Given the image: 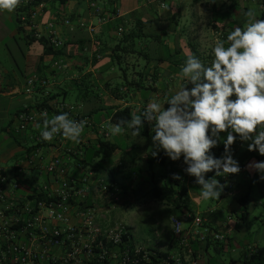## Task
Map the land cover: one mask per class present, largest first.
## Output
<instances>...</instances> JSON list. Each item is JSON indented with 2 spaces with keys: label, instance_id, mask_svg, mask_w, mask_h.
<instances>
[{
  "label": "crops",
  "instance_id": "crops-1",
  "mask_svg": "<svg viewBox=\"0 0 264 264\" xmlns=\"http://www.w3.org/2000/svg\"><path fill=\"white\" fill-rule=\"evenodd\" d=\"M42 1L39 22L56 19L63 48L58 54L43 53L42 41L31 38L33 36L18 23L17 12H14V33L21 35L25 43L23 62L16 69L14 64L0 61V134L3 139H8L6 144H9L4 153L0 144V169L7 177L8 197L33 204L31 195L40 188L45 185L55 188L58 184L47 174L45 165L53 156H59L69 176L80 178L89 172L93 174L89 182L78 188L74 199L76 203L107 204L96 186L97 180L105 179L116 181L119 185L118 200L114 203L119 201L126 209L135 202L147 210L146 217L151 218L156 228L152 236L153 244H149V239L138 241L135 231L128 227L135 244L167 251L178 256L181 264H191V260H196V264H264V211L259 216L262 228L256 224L251 227L249 223L250 206L255 203L264 205V201L260 200L264 196V180L260 176L264 174L247 167L253 161L264 162V156L258 151L249 152V142L242 143L237 137L231 146L233 158L241 168L238 174H231L233 189L226 188L222 176H216L215 170L205 174L206 179L214 177L225 185L220 199L207 201L200 197L201 186L195 183V177L184 172L186 165L183 157L172 161L166 156L161 164L151 155L154 149H148L153 142L152 124L145 122L141 129L143 135L133 140L131 130L125 129L123 133L128 145L116 160L110 159L118 153V146L109 158L101 157L96 151L102 140L115 143L109 139L111 134L108 130V124H113L110 115L115 109L129 106L131 114H138L152 100L164 104L166 96L170 97L187 84L177 75L187 56L193 55L206 66L210 65L214 59L212 49L215 41L223 40L221 31L223 34L236 27L243 28L247 20L245 12L249 8L260 9L256 19H264L262 0H166L163 8L154 0H95L102 8L99 14H93L89 8L91 0ZM158 6L163 10L158 11ZM214 11H218V20L222 21L215 23L218 29L211 26ZM66 17L72 20L68 26L61 22ZM80 22L93 25L94 30L89 32L87 28L80 27ZM137 23L144 36L133 41L122 38V34ZM227 23L234 24L232 29L224 26ZM119 28L122 30L119 31ZM149 39L153 44L150 52L146 53L143 50L148 48L145 41ZM123 47L127 53H122ZM114 52L119 54V58L113 59ZM142 57L144 61H141ZM54 61L64 63L65 68H55L52 65ZM33 72L48 78L50 85L38 87L27 94L24 92L25 80ZM124 78L133 82L139 80L146 88L139 85L138 89L128 90L123 86ZM147 91H151L152 95L147 97ZM49 95H55L48 101L50 105L65 102L68 96H74V100L67 104L75 106L81 114L90 118L91 123L85 125L80 143L62 136L59 143L43 141L36 144L34 136L42 129L43 122L37 124L40 127L36 125L25 131L18 130V113L24 108H43L40 104ZM53 116L54 113L49 111L48 118ZM226 135V132L220 134L221 140L217 147L211 149L210 155L222 157ZM35 149L39 153L33 159ZM165 164L171 167V174L163 177ZM174 174L180 179H174ZM154 183L169 187H165L160 196H154L151 194ZM256 191L259 199L253 197L254 193L257 195ZM246 195L249 208L247 213L242 214L239 198ZM162 208L169 213L166 223L161 222L157 212ZM97 211L100 224L117 222L107 220L98 208ZM186 213L203 217V226L198 230L201 232L206 228L205 240H198L190 231L192 220H183ZM173 217L182 221L187 246L175 240L171 224ZM72 219L75 220V216ZM213 232L224 234V240H213Z\"/></svg>",
  "mask_w": 264,
  "mask_h": 264
},
{
  "label": "clouds",
  "instance_id": "clouds-1",
  "mask_svg": "<svg viewBox=\"0 0 264 264\" xmlns=\"http://www.w3.org/2000/svg\"><path fill=\"white\" fill-rule=\"evenodd\" d=\"M20 3L21 0H0V12L12 13ZM245 16L243 28L232 30L226 41H215L210 65L187 56L177 74L187 84L166 96L164 104L152 100L129 120L108 126L112 136L128 129L133 137H139L144 123L152 124L151 155L157 157L162 149L172 161L183 157L184 172L195 177L205 201L220 199L225 187L214 177L206 179V173L215 170L216 176H227L241 171L231 151L237 137L242 143L249 142V152L258 151L264 156V19H256L254 8H249ZM45 117L43 140L51 141L62 134L80 143L86 121L70 119L67 113ZM225 132L224 154L216 158L210 151L218 146L220 134ZM247 167L264 174V162L253 161ZM173 178L180 179L177 174ZM260 179L264 180V175Z\"/></svg>",
  "mask_w": 264,
  "mask_h": 264
},
{
  "label": "built area",
  "instance_id": "built-area-1",
  "mask_svg": "<svg viewBox=\"0 0 264 264\" xmlns=\"http://www.w3.org/2000/svg\"><path fill=\"white\" fill-rule=\"evenodd\" d=\"M154 1L163 6V0ZM89 8L93 14L102 12L95 0H91ZM42 9V0H21L15 9L17 21L34 38L46 39L53 48L60 49L63 41L58 35L56 19L39 22ZM61 22L68 26L72 20L66 17ZM79 26L87 28L89 32L94 30L93 25H86L85 22H80ZM118 30L121 31V28ZM52 65L57 69L65 68L62 62L54 61ZM49 85L48 78L33 72L25 80L24 92L30 94L38 87ZM51 108L22 109L17 115L18 130L25 131L43 122L45 114L48 118L49 111L54 115L67 113L70 119L84 120L86 125L91 123L88 116H82L75 106L63 101L51 104ZM41 131L34 136L36 144L45 141ZM61 139L62 134H57L51 141L59 143ZM38 153V149L33 151V159ZM29 161L31 163L32 158ZM45 171L58 185L55 188L48 185L40 188L38 192L43 193L45 198H35L30 204L8 197L7 177L0 169V264H152L153 260L156 264H181L178 256L169 253L160 256L156 249L135 244L131 231L120 221L109 225L100 224V215L94 204L75 202L78 188L89 182L92 172L80 178L69 176L59 156L50 158ZM230 175L221 178L228 188L233 189ZM96 186L104 198L109 197L113 202L118 200V187L114 183L108 184L100 179ZM74 216L75 220L72 219ZM183 220H192L190 231L198 240L206 239V228L201 232L198 230L203 226V217L186 213ZM171 224L175 240L187 246L181 219L173 217ZM224 237L219 232L211 234V238L216 241H223ZM191 264H196V260H191Z\"/></svg>",
  "mask_w": 264,
  "mask_h": 264
},
{
  "label": "rangeland",
  "instance_id": "rangeland-1",
  "mask_svg": "<svg viewBox=\"0 0 264 264\" xmlns=\"http://www.w3.org/2000/svg\"><path fill=\"white\" fill-rule=\"evenodd\" d=\"M159 10L162 11L163 9H160L158 6V11ZM255 11L256 13H260V9L256 8ZM14 12L16 13V11H13L12 13L0 12V61L6 60L7 62L14 64L15 68L18 69L17 66H21L23 62V52L25 50V43L23 40L24 38L21 35L19 34L17 35L16 32L14 33L15 31L14 19H13ZM145 43L148 45V48H145L143 51L148 53L150 52V46H152L153 41L149 39L147 42L145 41ZM139 49L140 48H138V50ZM141 61H144L143 57L141 58ZM71 87L75 88L73 84H71ZM147 94H148L147 97H149L152 95V92L147 91ZM22 96H27V95H22ZM73 100H74V96L70 95L67 97L65 103H70V101ZM110 124L111 123H109L108 126ZM140 135H143V133L141 132ZM131 138L132 140L135 139L132 136ZM109 139L114 141L118 146V153L116 155H112L110 159V160H116V158H118L126 150L128 145V140L127 137L124 135V133L117 136L111 135ZM7 140L8 139H3L0 134V144L2 146L3 153L5 152L7 146H9V144H6ZM152 148H153V142H150V146L148 150ZM8 157L9 154L7 155V158ZM2 166L4 167L5 164L3 163ZM42 179L43 177L40 178V180ZM256 193L257 195L254 193L253 197L259 199L260 196L258 195L257 191ZM110 199L111 198L106 197L107 204H102V202L95 203V206L102 214L105 215L106 219L112 222L120 221L124 223L125 225H127V227L135 231L138 241H147V239H149V244H153L152 236L156 228L154 226V222L152 223L151 218L147 219L146 217L147 210L140 208L138 206V203L135 202L130 203L129 206L125 209L122 205L119 204V201L114 203ZM260 200L264 201V196H261ZM250 207H251L250 222H249L250 226L252 227L254 226V224H256L262 228L260 224L259 216L264 211V205L261 206L259 203H255ZM157 212L159 217L161 218V222L166 223L169 215L168 210L166 208H162L159 209Z\"/></svg>",
  "mask_w": 264,
  "mask_h": 264
},
{
  "label": "trees",
  "instance_id": "trees-1",
  "mask_svg": "<svg viewBox=\"0 0 264 264\" xmlns=\"http://www.w3.org/2000/svg\"><path fill=\"white\" fill-rule=\"evenodd\" d=\"M163 1H164L163 2V6H161L160 3H158L162 8L165 7V5H166V0H163ZM230 1H232V0H230ZM261 2L264 3V0H262ZM22 9L23 8H19V10H22ZM262 14H264V10H263ZM218 15H219L218 11H214L213 16H212V22L213 23L211 24V26L214 27L215 29H218V27L216 26L215 23L216 22H222V21L218 20L219 19ZM223 19H225V18H223ZM233 25H234L233 23L232 24H229V23L224 24V26H226V28H229V30L232 29ZM141 32H142V28H141V26H139V23H137L136 26L133 27L132 29L130 28L129 30H126L122 34V38H124L126 40L131 39V41H133L135 38H139L140 36H144L143 34H141ZM228 34L229 33H223L222 34V31H221V39L226 41V38H227ZM31 38H34V37H31ZM39 40H41L42 43H43V53L58 54L60 52L61 48H63V46H62L60 49H55V48H53V46H51L49 44V42H47L46 39H39ZM113 51H116V50H113ZM118 51H120V50H118ZM121 51H122V53H127V50H125V47L121 48ZM115 57L119 58V54L117 52L113 53V59H115ZM138 82H139V80L137 82H133V81H129L126 78H124L122 83H123V86L126 87L128 90H135V89H138L140 87H144L141 82H139V83ZM139 85H140V87H139ZM144 88H146V87H144ZM54 97H55V95L47 96V99H45V101H43L40 104V106H42L43 108H51V105L48 104V101L54 99ZM131 115L132 114H131V110H130L129 106H126V107H123V108H117L111 113L110 121L113 124H117L121 120H129L131 118ZM82 116H84V115L82 114ZM116 147H117V145L115 143H112V142H110L108 140H105V141L102 140V141H100L98 143L96 151L101 157L109 158L112 155V153L116 150ZM165 157H166V154L164 153V151H162L161 153L158 154L157 157H155V160L159 161L161 164H163L164 161H165ZM163 170H164L163 173H165L163 175V177H165V175L170 176L171 167L169 165L165 164ZM230 177H231V175H230ZM103 180L105 182H107L108 184H113L114 183L116 185V187H119V185H118V183L116 181H108V180H105V179H103ZM166 185L167 184L162 185L160 183H154L153 186H152V189H151V194L154 195V196H160V194L163 191V189L165 187L166 188L169 187V185H167V186ZM226 188L230 189L227 186H226ZM31 198L32 199L45 198V195L43 193L37 192V193L32 194ZM239 202L241 204L242 214L247 213L248 208H249L248 195L240 197L239 198ZM157 253L160 256H165V255L168 254L167 251H163V250H157ZM152 264H156V261L153 260Z\"/></svg>",
  "mask_w": 264,
  "mask_h": 264
}]
</instances>
